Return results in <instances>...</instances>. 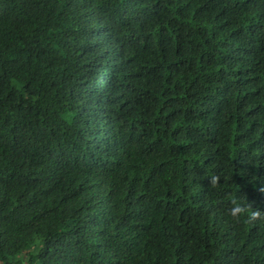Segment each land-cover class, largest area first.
Here are the masks:
<instances>
[{"label":"trees","instance_id":"16d2710c","mask_svg":"<svg viewBox=\"0 0 264 264\" xmlns=\"http://www.w3.org/2000/svg\"><path fill=\"white\" fill-rule=\"evenodd\" d=\"M0 264H264V0H0Z\"/></svg>","mask_w":264,"mask_h":264},{"label":"clouds","instance_id":"9594fccd","mask_svg":"<svg viewBox=\"0 0 264 264\" xmlns=\"http://www.w3.org/2000/svg\"><path fill=\"white\" fill-rule=\"evenodd\" d=\"M213 181H215V178H213ZM241 211V209L239 208V207H235V208H233V210H232V215L233 216H235V215H237V213H239Z\"/></svg>","mask_w":264,"mask_h":264}]
</instances>
